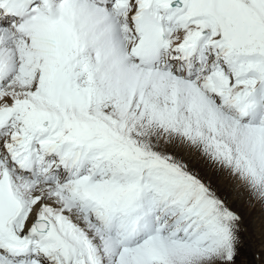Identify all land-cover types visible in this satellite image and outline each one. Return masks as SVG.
<instances>
[{
  "label": "snow or ice",
  "instance_id": "6c2138e0",
  "mask_svg": "<svg viewBox=\"0 0 264 264\" xmlns=\"http://www.w3.org/2000/svg\"><path fill=\"white\" fill-rule=\"evenodd\" d=\"M0 264H264V0H0Z\"/></svg>",
  "mask_w": 264,
  "mask_h": 264
}]
</instances>
